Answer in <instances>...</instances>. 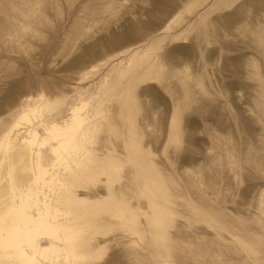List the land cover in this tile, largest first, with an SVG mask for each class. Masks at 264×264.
<instances>
[{
  "label": "rangeland",
  "instance_id": "obj_1",
  "mask_svg": "<svg viewBox=\"0 0 264 264\" xmlns=\"http://www.w3.org/2000/svg\"><path fill=\"white\" fill-rule=\"evenodd\" d=\"M2 157L0 212L70 228L41 264H264V0H0Z\"/></svg>",
  "mask_w": 264,
  "mask_h": 264
},
{
  "label": "bare ground",
  "instance_id": "obj_2",
  "mask_svg": "<svg viewBox=\"0 0 264 264\" xmlns=\"http://www.w3.org/2000/svg\"><path fill=\"white\" fill-rule=\"evenodd\" d=\"M81 107L75 106L72 108L70 112V123L65 126H60L52 122L48 128L40 131L41 135L37 130H29L27 136L22 139V150L18 151L11 144L8 135L13 130L19 128L20 124L22 125L24 121L30 123L31 119L29 115L30 113H34L33 111L35 109L29 108L27 111H24L23 114L14 120L11 128L4 134L6 135V140L2 149L3 156H10L13 152H16L20 156V160H23L24 157H30L32 155L34 147L40 150V147L49 142V139H55L58 141L59 146H54L53 151L57 155V160L60 161L63 158L60 148L66 151L74 146L76 132L79 131L84 124L83 122H85L79 114ZM75 148L72 149L73 152ZM3 160L4 157L0 159V168ZM43 173L44 170H38V173L33 177L31 182L29 181V185L27 186L36 183L42 177ZM25 190L18 192L19 203L17 205H8L7 212L4 214H2V210L0 212V246L7 250L5 254L6 251L0 247L2 251L4 250L3 253L5 254L2 257L5 256V258L14 261L15 264H41L36 259L39 256L50 261L55 259V262H58V256L61 251L70 249V246L65 244L71 238L70 234H68L70 228L56 222L57 214L49 206L46 205L44 209H41L38 198V201H35L36 215H32L29 211L31 206H28L26 203L27 196L25 197ZM11 211L15 213L14 215L13 213L11 214L14 218L11 216V219L8 220V216L10 218V215L7 216V214ZM60 242L63 246L59 245ZM70 253L75 257L84 256V254L79 252L70 251Z\"/></svg>",
  "mask_w": 264,
  "mask_h": 264
}]
</instances>
